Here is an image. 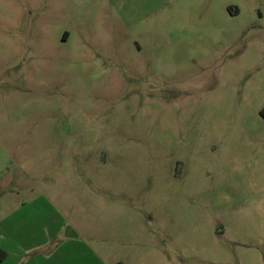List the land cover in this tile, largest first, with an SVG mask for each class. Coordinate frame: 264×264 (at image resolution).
Wrapping results in <instances>:
<instances>
[{
	"label": "rangeland",
	"instance_id": "obj_1",
	"mask_svg": "<svg viewBox=\"0 0 264 264\" xmlns=\"http://www.w3.org/2000/svg\"><path fill=\"white\" fill-rule=\"evenodd\" d=\"M263 109L264 0H0V264H264Z\"/></svg>",
	"mask_w": 264,
	"mask_h": 264
},
{
	"label": "trees",
	"instance_id": "obj_2",
	"mask_svg": "<svg viewBox=\"0 0 264 264\" xmlns=\"http://www.w3.org/2000/svg\"><path fill=\"white\" fill-rule=\"evenodd\" d=\"M261 115L264 117V109L261 111ZM5 257L4 252L0 251V261H2Z\"/></svg>",
	"mask_w": 264,
	"mask_h": 264
},
{
	"label": "flooded vegetation",
	"instance_id": "obj_3",
	"mask_svg": "<svg viewBox=\"0 0 264 264\" xmlns=\"http://www.w3.org/2000/svg\"><path fill=\"white\" fill-rule=\"evenodd\" d=\"M64 39H65V38H64ZM177 168H178V167H175V169H177ZM217 235L222 236L223 233H221V232L218 230Z\"/></svg>",
	"mask_w": 264,
	"mask_h": 264
}]
</instances>
